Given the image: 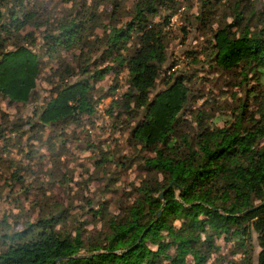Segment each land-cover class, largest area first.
Returning <instances> with one entry per match:
<instances>
[{"label": "trees", "instance_id": "obj_1", "mask_svg": "<svg viewBox=\"0 0 264 264\" xmlns=\"http://www.w3.org/2000/svg\"><path fill=\"white\" fill-rule=\"evenodd\" d=\"M122 1L113 0L112 15ZM6 2L0 0V96L10 103L26 104L42 65L29 47L12 45V50H6V46L17 40L27 25L35 24L37 16L22 1L13 7ZM175 8V0H133L125 28H113L106 43L100 45L93 32L99 14L87 13V8L81 11L80 21L59 22L57 34L45 33V53L71 54L76 61L73 70L85 77L53 92L54 97L39 114L42 125L53 126L79 114L92 115L93 84L109 70L102 67H123L127 91L116 107L131 122L142 114L132 138L143 150L154 153L145 160L144 168L158 174L160 180L142 181L136 189L139 200L125 209L123 219L111 220L110 231L94 242L86 243L79 231L74 236L55 232L49 221L41 219L0 238V264H188L189 258L193 264H204L219 251L216 242L221 238L232 245L241 264H250L253 234L259 250L257 264H264V38L250 32L241 13L232 25L214 33L210 54L214 66L225 72L239 70L238 76L243 75L240 86L248 75L253 76L263 91L247 95L248 101L255 102L256 113H247L245 102L234 113L233 125L202 128L197 138L189 141L176 130L190 99L183 80L174 79L171 73L166 90L150 99L166 62L164 26ZM157 16L162 22H153ZM207 16L208 12L202 11L199 20ZM28 37L31 35L25 39ZM131 42L134 45L129 49ZM101 47L105 48L99 62L94 63L100 69L89 75L91 57ZM79 255L87 258H74Z\"/></svg>", "mask_w": 264, "mask_h": 264}, {"label": "rangeland", "instance_id": "obj_2", "mask_svg": "<svg viewBox=\"0 0 264 264\" xmlns=\"http://www.w3.org/2000/svg\"><path fill=\"white\" fill-rule=\"evenodd\" d=\"M18 1L27 10L35 11L37 18L17 40L9 42L6 50H12V45L29 47L39 57L42 70L26 104L10 103L0 96V238L46 219L55 232L74 236L79 231L86 243L94 242L110 231L111 220L123 219L125 209L139 200L136 189L141 182L154 177L160 180V176L144 168L145 160L153 158L154 153L143 150L132 138L133 127L142 120V114L131 122L116 107L127 91L123 67L111 69L113 64L102 67L109 70L93 84L92 115L79 114L53 126L42 125L38 117L54 97L53 92L85 77L73 70L76 61L71 54L45 53L44 35L57 34L59 22L80 21L81 11L87 8V13L99 14L93 32L101 41L99 45L106 43L113 28H125L130 21L133 0L122 1L116 15L111 14L113 0H7L6 3L13 7ZM175 3V13L164 26L166 62L150 99L166 90L171 77L181 78L190 91V99L176 130L194 141L202 128L233 125L234 113L245 102L247 113H256L255 102L248 101L247 95L261 93L262 86L251 75L238 85L243 79V75L238 76L239 70H218L210 61V54L214 33L224 25H232L239 13L250 32L264 38V0H175ZM203 3L207 4L202 10ZM202 11H207L208 16L200 21ZM152 20L162 22L158 16ZM28 35L33 42L25 39ZM133 45L131 42L127 47ZM104 48L91 57L89 75L100 69L94 63L99 62ZM171 73L173 76L169 77ZM216 243L219 251L212 252L204 264H241V257L235 255L231 244L223 238ZM251 243L250 264H257L259 250L254 234ZM187 262L193 264L190 258Z\"/></svg>", "mask_w": 264, "mask_h": 264}, {"label": "water", "instance_id": "obj_3", "mask_svg": "<svg viewBox=\"0 0 264 264\" xmlns=\"http://www.w3.org/2000/svg\"><path fill=\"white\" fill-rule=\"evenodd\" d=\"M160 198H162V194H160ZM161 210H162V208L156 213V219H158L159 216L161 215ZM74 258L84 259V258H87V256H81V255H79V256H75ZM57 263H58V260H57Z\"/></svg>", "mask_w": 264, "mask_h": 264}]
</instances>
